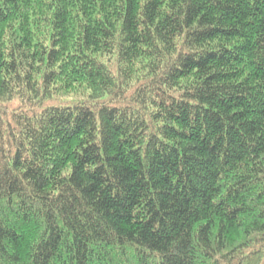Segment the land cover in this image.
Returning a JSON list of instances; mask_svg holds the SVG:
<instances>
[{"label": "trees", "instance_id": "16d2710c", "mask_svg": "<svg viewBox=\"0 0 264 264\" xmlns=\"http://www.w3.org/2000/svg\"><path fill=\"white\" fill-rule=\"evenodd\" d=\"M0 264H264V0H0Z\"/></svg>", "mask_w": 264, "mask_h": 264}]
</instances>
